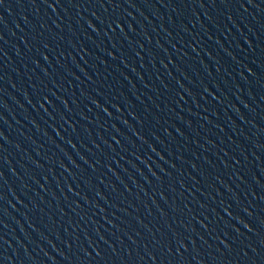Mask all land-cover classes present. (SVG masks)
Returning <instances> with one entry per match:
<instances>
[{
	"label": "water",
	"instance_id": "water-1",
	"mask_svg": "<svg viewBox=\"0 0 264 264\" xmlns=\"http://www.w3.org/2000/svg\"><path fill=\"white\" fill-rule=\"evenodd\" d=\"M0 264H264V0H2Z\"/></svg>",
	"mask_w": 264,
	"mask_h": 264
},
{
	"label": "snow or ice",
	"instance_id": "snow-or-ice-1",
	"mask_svg": "<svg viewBox=\"0 0 264 264\" xmlns=\"http://www.w3.org/2000/svg\"><path fill=\"white\" fill-rule=\"evenodd\" d=\"M0 2H2V0H0ZM46 2H48V0H46ZM55 3H59V0H55ZM53 6V4L52 3H49V7H52ZM247 226V225H246Z\"/></svg>",
	"mask_w": 264,
	"mask_h": 264
}]
</instances>
